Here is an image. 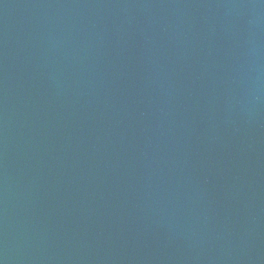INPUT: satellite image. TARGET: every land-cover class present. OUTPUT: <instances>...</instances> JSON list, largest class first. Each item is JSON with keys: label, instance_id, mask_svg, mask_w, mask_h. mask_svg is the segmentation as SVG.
<instances>
[{"label": "water", "instance_id": "95a60500", "mask_svg": "<svg viewBox=\"0 0 264 264\" xmlns=\"http://www.w3.org/2000/svg\"><path fill=\"white\" fill-rule=\"evenodd\" d=\"M0 264H264V0H0Z\"/></svg>", "mask_w": 264, "mask_h": 264}]
</instances>
